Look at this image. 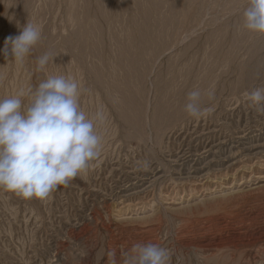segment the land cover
Here are the masks:
<instances>
[{
    "label": "rangeland",
    "instance_id": "rangeland-1",
    "mask_svg": "<svg viewBox=\"0 0 264 264\" xmlns=\"http://www.w3.org/2000/svg\"><path fill=\"white\" fill-rule=\"evenodd\" d=\"M247 6L0 0V100L26 106L65 75L81 110L103 114L99 156L67 185L45 198L0 187V264H124L137 243L169 264H264V105L247 98L264 88V34L244 27ZM27 22L41 39L17 62L5 40Z\"/></svg>",
    "mask_w": 264,
    "mask_h": 264
},
{
    "label": "clouds",
    "instance_id": "clouds-1",
    "mask_svg": "<svg viewBox=\"0 0 264 264\" xmlns=\"http://www.w3.org/2000/svg\"><path fill=\"white\" fill-rule=\"evenodd\" d=\"M243 20L247 30L264 34V0H248ZM40 39V26L27 22L20 35L5 40V52L10 46L14 60L23 62ZM54 57H38V69L44 70ZM80 94L71 76L48 75L26 106L20 94L0 100V187L25 198H45L99 156L95 121L103 120V114L89 118L80 108ZM200 95L199 90L188 94L185 111L191 116L202 114ZM247 98L264 105V88L254 89ZM125 257L124 264H169L171 258L170 250L153 243L134 244Z\"/></svg>",
    "mask_w": 264,
    "mask_h": 264
},
{
    "label": "bare ground",
    "instance_id": "bare-ground-1",
    "mask_svg": "<svg viewBox=\"0 0 264 264\" xmlns=\"http://www.w3.org/2000/svg\"><path fill=\"white\" fill-rule=\"evenodd\" d=\"M253 77V76H252ZM245 80V79H244ZM247 84V83H246Z\"/></svg>",
    "mask_w": 264,
    "mask_h": 264
}]
</instances>
